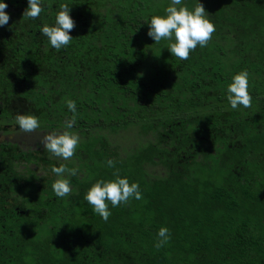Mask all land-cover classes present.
<instances>
[{
	"label": "trees",
	"instance_id": "1",
	"mask_svg": "<svg viewBox=\"0 0 264 264\" xmlns=\"http://www.w3.org/2000/svg\"><path fill=\"white\" fill-rule=\"evenodd\" d=\"M199 2L216 32L181 61L147 34L171 0H44L42 24L62 3L76 11L73 40L57 51L40 31L41 64L29 46L14 56L11 122L31 114L63 132L73 100L80 144L65 161L0 141V264H264V0H183ZM242 70L253 102L234 110L227 86ZM133 129L141 143L125 150L104 135ZM109 159L143 199L109 205L105 222L85 196L115 179ZM60 164L79 169L64 198ZM161 227L171 240L157 249Z\"/></svg>",
	"mask_w": 264,
	"mask_h": 264
},
{
	"label": "clouds",
	"instance_id": "2",
	"mask_svg": "<svg viewBox=\"0 0 264 264\" xmlns=\"http://www.w3.org/2000/svg\"><path fill=\"white\" fill-rule=\"evenodd\" d=\"M50 7V6H49ZM8 4L0 2V27L9 23L10 14L6 11ZM44 11V0H28V7L23 12L24 19L36 20L40 18ZM71 7L62 3L59 11L55 15V23L49 26L47 23L41 27V34L47 37L50 45L57 51L67 48L73 37L70 35L76 27V22L70 15ZM165 15H153L149 23L148 36L154 39L155 44L161 41H169L167 48L172 56L181 61L190 59L191 53L197 47L208 46L216 32L214 22L209 18L202 3H197L194 10H190L183 0H171L165 9ZM250 73L242 70L232 77V81L227 86V100L232 109L239 107L245 109L252 107L253 96L250 93ZM68 109L73 113L70 119L65 122V130L61 133L52 132L46 135L42 144L46 151L52 156L65 161L70 160L76 153L80 144L78 133L71 131L77 122L76 102L67 101ZM19 129L25 133L35 132L40 127V120L31 114H17L15 117ZM107 166L115 169L113 176L115 179L97 180L87 191L85 200L105 222L108 221L112 208L121 205H128L134 198L143 199V195L138 182L130 183L127 177H121L120 170L115 168L114 160H107ZM52 172L58 179L52 184V190L58 198H64L72 193L71 181L67 177L76 176L78 168H69L65 164L52 166ZM171 240V233L167 227H161L157 233L155 247L160 249Z\"/></svg>",
	"mask_w": 264,
	"mask_h": 264
},
{
	"label": "flooded vegetation",
	"instance_id": "3",
	"mask_svg": "<svg viewBox=\"0 0 264 264\" xmlns=\"http://www.w3.org/2000/svg\"><path fill=\"white\" fill-rule=\"evenodd\" d=\"M0 2L8 4L6 11L10 14L9 23L0 27V98L5 97V99H0V127L1 129H10V131H19V126L15 122H11L12 116L10 115L11 110L14 108L12 103L15 102L12 99H15L17 94V97H19L17 90L20 89L13 87L10 89L9 85L11 84L12 86L13 81L21 75L19 73L15 74L18 70L12 65L13 58L21 54H19V51L24 52V47L29 46L31 52L35 55L38 65L42 63L43 46L37 34L40 33L43 24L39 18L36 20L23 18V12L28 7V0H0ZM75 13L76 11L72 10L70 12L73 19ZM20 84H23V79ZM8 100L9 105L6 104ZM2 133L5 135L10 134V132ZM4 142L10 144L18 143L20 147L23 145V142H14L12 140H5ZM35 147L37 149V145Z\"/></svg>",
	"mask_w": 264,
	"mask_h": 264
},
{
	"label": "rangeland",
	"instance_id": "4",
	"mask_svg": "<svg viewBox=\"0 0 264 264\" xmlns=\"http://www.w3.org/2000/svg\"><path fill=\"white\" fill-rule=\"evenodd\" d=\"M134 130L135 129L128 130L126 132H120L116 135H109L107 133H104V135L109 137V139L115 144H119L122 147V149L125 150V149H129L133 147L136 144L138 145L141 143L140 141L141 139H139V136H137ZM55 132L61 133L62 131H55ZM50 133L52 132H46L39 128L35 132H32V133H25V132H22L21 130L17 132L15 130H11L9 135H5L2 132H0V141L12 140L14 142H21V143L23 142V145L21 146L23 149L28 148V147L35 149L36 144L39 148H42L44 146L42 144L43 138ZM139 141L140 143H138ZM29 168L32 169V171H34L38 176H42L43 174H45L44 169L41 164H38L36 166L30 165Z\"/></svg>",
	"mask_w": 264,
	"mask_h": 264
}]
</instances>
